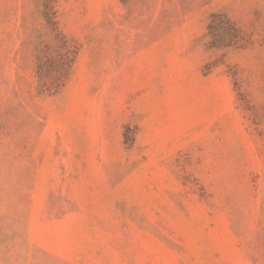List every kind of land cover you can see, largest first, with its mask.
Returning a JSON list of instances; mask_svg holds the SVG:
<instances>
[{
	"label": "rangeland",
	"instance_id": "rangeland-1",
	"mask_svg": "<svg viewBox=\"0 0 264 264\" xmlns=\"http://www.w3.org/2000/svg\"><path fill=\"white\" fill-rule=\"evenodd\" d=\"M0 264H264V0H0Z\"/></svg>",
	"mask_w": 264,
	"mask_h": 264
},
{
	"label": "trees",
	"instance_id": "trees-1",
	"mask_svg": "<svg viewBox=\"0 0 264 264\" xmlns=\"http://www.w3.org/2000/svg\"><path fill=\"white\" fill-rule=\"evenodd\" d=\"M228 24H229V26L232 28V29H234L235 31H237V26L231 21V20H229L228 19ZM61 85V84H60ZM44 86H46V83L45 82H43V87Z\"/></svg>",
	"mask_w": 264,
	"mask_h": 264
}]
</instances>
